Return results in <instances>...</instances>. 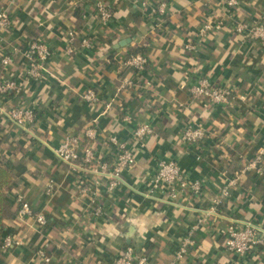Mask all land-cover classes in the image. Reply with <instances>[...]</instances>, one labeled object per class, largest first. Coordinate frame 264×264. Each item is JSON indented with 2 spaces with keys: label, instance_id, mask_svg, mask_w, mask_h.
<instances>
[{
  "label": "crops",
  "instance_id": "1",
  "mask_svg": "<svg viewBox=\"0 0 264 264\" xmlns=\"http://www.w3.org/2000/svg\"><path fill=\"white\" fill-rule=\"evenodd\" d=\"M96 1L0 0L11 23L0 31V58L12 60L7 68L0 64V85L14 82L19 89L0 94V160L15 179L3 240L19 242L1 254L5 264H45L38 251L47 264H112L127 247L147 264H264V247L243 256L224 248L231 225L252 223L264 237V182L244 170L264 147V46L234 31L236 23L264 24V0H240L234 10L224 0H103L112 14L106 24L95 13ZM161 3L166 11L158 16L152 10ZM205 24L220 27L200 37ZM70 30L77 35L75 52L66 55L63 38ZM82 39L89 49L81 48ZM34 40L52 52L41 82L26 75L25 52ZM135 54L147 59L145 71L123 69ZM200 78L231 89L234 98L226 106L192 99ZM125 80L131 86L120 90ZM87 89L96 93L94 103L81 98ZM17 106L35 110L28 132L6 116ZM137 124H148L153 134L135 149L136 163L119 189L108 194L104 180L89 175L102 184L95 198L102 213L95 216L92 204L77 194L75 173L52 150L94 125L95 153L110 162L108 137L132 145ZM188 124L205 131L198 146L182 138ZM161 161L175 162L200 192L146 195ZM259 166L264 169V156ZM225 186L229 196L222 198ZM17 196L45 218L44 227L17 215ZM189 236L193 244L175 263Z\"/></svg>",
  "mask_w": 264,
  "mask_h": 264
},
{
  "label": "built area",
  "instance_id": "2",
  "mask_svg": "<svg viewBox=\"0 0 264 264\" xmlns=\"http://www.w3.org/2000/svg\"><path fill=\"white\" fill-rule=\"evenodd\" d=\"M240 0H224L226 9H236ZM95 13L102 24L108 23L112 14L107 8L103 0H97L94 3ZM165 4L161 3L156 6L152 12L158 16L165 14ZM10 18L4 11L0 12V31L10 26ZM219 24L211 26L205 24L199 30V36L204 37L212 29H218ZM234 31L250 42H256L264 46V24L255 23L253 26L245 23H236ZM77 35L74 30H70L65 38L64 53L72 55L75 52L73 43ZM91 46L88 39H82L81 48L89 49ZM193 49V47H187ZM27 60L26 75L34 81H44L46 73V64L52 58V52L49 47L44 43L34 40L29 42L28 48L25 52ZM0 64L7 68L12 64V60L8 55L0 58ZM123 69H133L135 71L143 72L147 67V59L141 54L130 56L122 64ZM131 86V82L125 80L120 86L125 89ZM18 87L14 82H5L0 85V94L7 93L8 91L18 92ZM191 97L194 100L203 99L212 105L226 106L234 98L233 92L229 88H222L213 85L207 78H200L191 88ZM83 101L87 103H94L97 100V95L92 89H87L81 96ZM239 99L244 100V96H239ZM7 118L19 129L28 132L35 121V110L24 107H14L6 114ZM124 121H129V117H124ZM153 134L151 126L148 124H137L131 134L132 145L127 144L118 139L117 136H109L108 143L113 152L111 153V161H103L95 153V144L99 139L97 127L94 125L87 126L83 134L79 136H66L57 148L53 149L55 158L69 170L73 171L75 177V187L77 194L86 199L92 204L93 214L99 216L102 213V207L95 204L98 189L100 188L101 181L98 179H90L89 175L93 174L97 178L104 180V188L108 194L114 191L124 182V173L129 172L136 163L135 149L142 147L144 142ZM205 137V131L198 125H186L183 129L182 138L186 144L190 146H198ZM262 156H264V147L258 151L257 157L248 164L244 170L254 171L256 175L264 182V169L259 166ZM147 190L145 192L148 196H153L156 192L163 189H168L171 197H176L186 190H191L194 193L200 192V185L197 182H189L185 175L182 173L180 167L173 161H161L158 163L155 174L149 179ZM228 187L225 186L221 189V197H228ZM53 187L49 185L46 189L47 193L52 192ZM18 204L17 215L19 217L27 216L34 219V221L44 227L47 223L42 215H33L29 204L22 196L15 198ZM219 203L214 200V207ZM214 207L210 208L208 213L214 212ZM204 219L200 220L202 223ZM191 236V235H190ZM190 236L183 240L176 255L175 263L187 254V248L193 244ZM19 242L14 239L5 238L1 252L4 253L8 248L18 246ZM255 247H264V237L260 234V230L252 223L246 222L241 227L228 226L225 231L224 248L235 255L243 256L252 251ZM38 255L43 262L47 264L49 258L44 252L38 251ZM112 264H147V258L143 254L136 253L134 248L127 247L121 254L113 259Z\"/></svg>",
  "mask_w": 264,
  "mask_h": 264
},
{
  "label": "trees",
  "instance_id": "3",
  "mask_svg": "<svg viewBox=\"0 0 264 264\" xmlns=\"http://www.w3.org/2000/svg\"><path fill=\"white\" fill-rule=\"evenodd\" d=\"M14 181L11 169L7 166L5 160H0V264H5L1 257V248L5 236V221L13 216L7 202V195L13 190Z\"/></svg>",
  "mask_w": 264,
  "mask_h": 264
},
{
  "label": "water",
  "instance_id": "4",
  "mask_svg": "<svg viewBox=\"0 0 264 264\" xmlns=\"http://www.w3.org/2000/svg\"><path fill=\"white\" fill-rule=\"evenodd\" d=\"M120 45H121V46H124V43H121Z\"/></svg>",
  "mask_w": 264,
  "mask_h": 264
}]
</instances>
